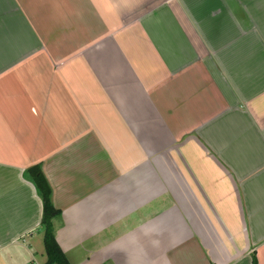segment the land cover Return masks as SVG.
I'll return each mask as SVG.
<instances>
[{
  "label": "crops",
  "instance_id": "0c3cea01",
  "mask_svg": "<svg viewBox=\"0 0 264 264\" xmlns=\"http://www.w3.org/2000/svg\"><path fill=\"white\" fill-rule=\"evenodd\" d=\"M31 1L0 0V264L46 261L37 165L69 264H264V0H39V49Z\"/></svg>",
  "mask_w": 264,
  "mask_h": 264
},
{
  "label": "rangeland",
  "instance_id": "374dc122",
  "mask_svg": "<svg viewBox=\"0 0 264 264\" xmlns=\"http://www.w3.org/2000/svg\"><path fill=\"white\" fill-rule=\"evenodd\" d=\"M31 4L33 6L31 7L30 10H31V14L33 16V21H34V26H35V28H34L35 31L33 30L34 31V33H33V46H35L37 49H39L42 46H44L43 44H41V41H40V35H41L40 31L42 28L44 29L43 20L40 18V11H39L41 3L39 0H32ZM52 9L50 8L49 10H47V12H46L47 15H44L45 19L47 18V21L45 20V22H46L45 24L48 27V30L52 31V35H47L48 39H47V43L45 45L47 47H49V55L55 56L54 54H55V49L57 48L56 47L57 45L55 44V36H54V34H55V18H54V11H52ZM53 60H56L58 65L49 64V67H48L49 78H48L47 91L45 92V95L42 94V97H43L42 103H44L43 107L47 110L49 120L52 119V121H53L52 123L55 124V123L60 122L59 117L57 115L60 112L58 109V105L56 104L58 100L55 98L58 95L57 90H58V88H63L64 90H70V89L68 87L69 84L66 83V82H68V80H64L62 83L58 82L59 79H57V74L59 73V67L58 66H59L60 62L57 59H53ZM68 96H69V99H62L63 103H64V107H66L67 109H68V107H70V104L72 102L70 93ZM44 98H46V99L44 100ZM65 100H67V101H65ZM65 118H67V117H64V119ZM67 123H70V119ZM44 143H46V142L44 141ZM63 144L60 145V148L62 147V149L60 150L59 153L56 152L57 150H59L56 146V142L55 143H49L47 145V147H43L40 149H42L43 151H44V149H46L47 154L53 155V157L57 154L59 156L60 155L63 156V148H64ZM35 150H37V148H35ZM51 158L52 157H49V160ZM69 173H71V172H69ZM71 176H73L72 173H71ZM55 226H56V224L54 221L53 227L55 228ZM54 231H55V229H54Z\"/></svg>",
  "mask_w": 264,
  "mask_h": 264
},
{
  "label": "trees",
  "instance_id": "16d2710c",
  "mask_svg": "<svg viewBox=\"0 0 264 264\" xmlns=\"http://www.w3.org/2000/svg\"><path fill=\"white\" fill-rule=\"evenodd\" d=\"M27 176L32 180L35 189L42 201L41 229L44 234L43 242L46 255L44 264H69L54 237L53 222L58 221L61 212L55 209L51 201V188L44 178L40 166L27 170ZM253 264H258L253 257Z\"/></svg>",
  "mask_w": 264,
  "mask_h": 264
}]
</instances>
